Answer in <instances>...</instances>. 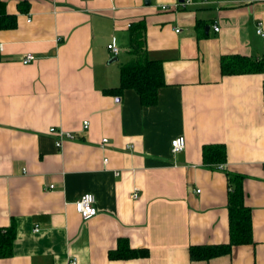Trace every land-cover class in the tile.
I'll return each mask as SVG.
<instances>
[{"label":"crops","instance_id":"1","mask_svg":"<svg viewBox=\"0 0 264 264\" xmlns=\"http://www.w3.org/2000/svg\"><path fill=\"white\" fill-rule=\"evenodd\" d=\"M0 1L15 18L0 29V229L14 222L16 234L0 264H264V67L219 66L224 55L264 65V0ZM137 21L165 82L151 106L132 89L103 93L132 58ZM50 127L73 138L57 147ZM212 143L226 162L207 167ZM227 171L244 176L252 241L192 260L190 246L228 242ZM84 193L87 220L73 203ZM119 239L148 255L108 260Z\"/></svg>","mask_w":264,"mask_h":264},{"label":"trees","instance_id":"2","mask_svg":"<svg viewBox=\"0 0 264 264\" xmlns=\"http://www.w3.org/2000/svg\"><path fill=\"white\" fill-rule=\"evenodd\" d=\"M4 2L0 1V29L13 28L15 18L4 11ZM130 39L131 59L119 67V85L104 90V94H119L124 89H132L137 93L144 106L157 102V91L165 86L163 71L158 61L148 60L144 51L145 24L142 21L132 23L128 29ZM220 74L240 75L260 73L263 70L261 60H253L242 55H224L219 60ZM202 162L207 167L226 162L225 148L221 144L203 145L201 149ZM228 214V242L225 244L190 246L189 258L195 261L214 258L228 254L233 246L250 244L252 241L251 213L244 205L242 180L244 176L227 171L225 173ZM15 226L12 222L7 228L0 229V258L12 255V244L15 239ZM146 248H132L126 239H119L116 248L107 253L108 260H126L146 257Z\"/></svg>","mask_w":264,"mask_h":264},{"label":"built area","instance_id":"3","mask_svg":"<svg viewBox=\"0 0 264 264\" xmlns=\"http://www.w3.org/2000/svg\"><path fill=\"white\" fill-rule=\"evenodd\" d=\"M30 20H27V22H29ZM213 30L216 32L218 31V27L217 26H213ZM175 32H178V30H175ZM256 32L259 35H263V33H261V29L260 26L257 27ZM107 50L110 52V54L113 55H117L118 53V48L116 47V45L114 44L113 41L107 43L106 45ZM34 58V56L30 55V54H26L24 55L23 59H22V63L26 64L32 61V59ZM82 127L86 128L87 127V121H83L82 122ZM49 133L53 134L55 136H57V140L55 141V144L57 147H60L62 144V141H64V139H72L73 135L69 132H62L60 130H56L53 127L48 128ZM171 143V152L172 153H178L181 152L182 149L185 147L186 141L184 139L183 136H179L176 138H173L170 140ZM102 143L106 142V139H102L101 140ZM104 162H106V160H104ZM49 187H52V185H50ZM198 192V190H197ZM133 198H136L137 195L135 193L132 194ZM74 203V209L76 211V213L78 214V216L84 220L90 219L92 218L95 213H96V207H95V203H94V196L91 193H84L80 196V198H78ZM36 229H34V231H36ZM67 264H76V262L71 259L67 262Z\"/></svg>","mask_w":264,"mask_h":264},{"label":"water","instance_id":"4","mask_svg":"<svg viewBox=\"0 0 264 264\" xmlns=\"http://www.w3.org/2000/svg\"><path fill=\"white\" fill-rule=\"evenodd\" d=\"M148 2H149V0H144V3H145V4H148Z\"/></svg>","mask_w":264,"mask_h":264}]
</instances>
